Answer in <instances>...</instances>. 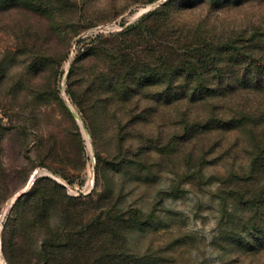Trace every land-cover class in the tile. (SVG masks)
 Masks as SVG:
<instances>
[{
	"label": "rangeland",
	"instance_id": "obj_1",
	"mask_svg": "<svg viewBox=\"0 0 264 264\" xmlns=\"http://www.w3.org/2000/svg\"><path fill=\"white\" fill-rule=\"evenodd\" d=\"M168 1L23 0L9 10L0 9L2 170L30 174L33 164L39 163L37 154L51 144L59 150L46 166L33 172L25 188L19 181L18 193L3 206L0 264H8L3 252L8 213L15 198L27 192L38 175L53 178L73 196L103 190V182L97 181L94 131L100 121L91 106L96 75L113 72L141 77L160 63L180 65L201 57L205 44L198 34L203 30L220 37L264 24V0H243L239 5L229 0H220L221 4L174 0L185 4L172 11L175 20L151 16ZM162 116L146 129L155 131L160 144L158 151L149 154L155 166L153 183L123 182L125 207L141 210L156 222L128 235L129 250L155 253L190 237L194 247L176 250V264L264 263V258L238 259L230 249L220 250L216 244L223 205L219 196L228 188L224 182L231 174H248L249 153L255 149L248 147L244 137L230 136L224 148L208 156L203 178L196 179L182 159L162 154L169 149L175 129L174 114Z\"/></svg>",
	"mask_w": 264,
	"mask_h": 264
},
{
	"label": "trees",
	"instance_id": "obj_2",
	"mask_svg": "<svg viewBox=\"0 0 264 264\" xmlns=\"http://www.w3.org/2000/svg\"><path fill=\"white\" fill-rule=\"evenodd\" d=\"M22 1L0 0V9ZM229 1L239 5L243 0ZM183 7L169 0L151 16L173 21L172 11ZM200 36L205 45L199 58L180 65L160 63L141 77L113 72L95 76L91 106L100 121L94 131L97 181L103 182V190L73 196L58 181L38 175L8 213L3 231L8 264H176V250L193 248L190 237L155 253L141 255L128 248L130 233L156 223L141 210L125 207L123 182L153 183L149 154L160 144L155 131L146 129L162 113L174 114L175 125L162 154L182 159L196 179L203 178L208 156L224 148L230 136L244 137L255 149L249 153L248 174H231L224 182L228 188L219 196L223 205L216 244L238 259L264 258V24L220 37L203 30ZM57 152L58 146L51 144L37 154L39 163L30 174L3 171L0 154V212L18 193L17 183L25 188L33 172Z\"/></svg>",
	"mask_w": 264,
	"mask_h": 264
},
{
	"label": "water",
	"instance_id": "obj_3",
	"mask_svg": "<svg viewBox=\"0 0 264 264\" xmlns=\"http://www.w3.org/2000/svg\"><path fill=\"white\" fill-rule=\"evenodd\" d=\"M23 194H24V193H22L21 195L17 196V197L15 198V200H14L13 203H15V202L18 200V198L21 197Z\"/></svg>",
	"mask_w": 264,
	"mask_h": 264
}]
</instances>
